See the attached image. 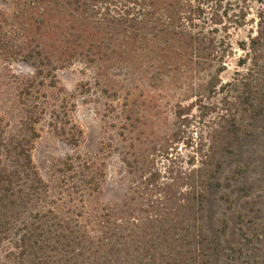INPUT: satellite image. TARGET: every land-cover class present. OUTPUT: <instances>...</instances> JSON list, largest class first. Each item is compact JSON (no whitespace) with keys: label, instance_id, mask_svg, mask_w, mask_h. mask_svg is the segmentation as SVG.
I'll list each match as a JSON object with an SVG mask.
<instances>
[{"label":"trees","instance_id":"obj_1","mask_svg":"<svg viewBox=\"0 0 264 264\" xmlns=\"http://www.w3.org/2000/svg\"><path fill=\"white\" fill-rule=\"evenodd\" d=\"M4 2L10 9L0 8L1 45L43 77L74 61L106 84L112 70H150L154 84L163 74L200 99L199 91L217 87L231 29L247 26L238 44L250 70L257 72L264 54V0ZM70 95L61 89L33 100L32 113H48L54 132L77 145L81 129L65 126ZM227 134L222 124L212 127L188 168L168 167L161 180L122 132V188L101 199L104 172L95 152L67 154L53 183L31 160L32 134L9 130L0 145V264H264V249L250 244L244 182L235 192L215 191L227 184L220 155L232 141Z\"/></svg>","mask_w":264,"mask_h":264},{"label":"rangeland","instance_id":"obj_2","mask_svg":"<svg viewBox=\"0 0 264 264\" xmlns=\"http://www.w3.org/2000/svg\"><path fill=\"white\" fill-rule=\"evenodd\" d=\"M2 7L10 9L0 0ZM246 32L247 26L230 30V51L218 73L217 87L199 91L200 99L186 85L165 83L163 74L154 84L150 70H112L106 84L96 69L74 61L52 71L54 77L51 73L43 77L30 62L6 52L0 43V145L9 130L21 128L32 134L31 160L41 176L53 183L65 171L67 154L95 152L104 172L99 198L113 199L122 188L117 180L122 172L118 149L122 132L133 138L135 150L147 154L165 180L166 168L173 167L176 173L187 169L200 147V137L222 124L232 141L220 153L227 184L215 191L235 192L238 182H244L250 244L263 250L264 54L257 72L250 70V60L238 44L246 39ZM52 80L56 83L51 87ZM109 84H115V89ZM61 89L71 94L70 121L65 126L81 129L77 145L54 132L48 113H32L33 100L55 97ZM155 145L160 150L152 154ZM4 247L0 242V255Z\"/></svg>","mask_w":264,"mask_h":264}]
</instances>
